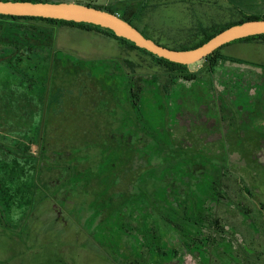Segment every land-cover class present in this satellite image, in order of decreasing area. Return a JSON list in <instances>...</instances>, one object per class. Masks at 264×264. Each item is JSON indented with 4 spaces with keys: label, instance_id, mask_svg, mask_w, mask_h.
I'll use <instances>...</instances> for the list:
<instances>
[{
    "label": "rangeland",
    "instance_id": "374dc122",
    "mask_svg": "<svg viewBox=\"0 0 264 264\" xmlns=\"http://www.w3.org/2000/svg\"><path fill=\"white\" fill-rule=\"evenodd\" d=\"M136 1L148 4L136 26L170 48L245 14L264 17V0H241L260 11L241 15L238 0ZM110 38L0 21V264H264V68L222 61L212 72L201 61L189 66L195 81L167 93L152 57ZM220 52L264 66V43ZM135 76L157 81L136 108ZM31 152L36 171L24 164ZM16 158L29 171V206L4 197L1 166ZM213 218L236 234V261L196 246Z\"/></svg>",
    "mask_w": 264,
    "mask_h": 264
},
{
    "label": "trees",
    "instance_id": "16d2710c",
    "mask_svg": "<svg viewBox=\"0 0 264 264\" xmlns=\"http://www.w3.org/2000/svg\"><path fill=\"white\" fill-rule=\"evenodd\" d=\"M2 1H8V0H2ZM12 1L50 2L46 0H12ZM133 1H128L126 3H117L118 6H115V7H112V6L103 7L102 10L111 12L116 15L117 13L122 14V16L124 17H121V15H118V16L121 17L123 20L127 21L132 26H134L136 29H138L146 38L152 39L156 43L164 47L170 48L156 41L152 37H149L148 35L145 34L144 30H140L136 26L137 24L135 21L140 20L144 15H146L148 11V4L147 2L139 3L138 1L136 2H133ZM87 6L94 7L92 5H87ZM94 8H97V7H94ZM261 19H264V17L245 14V15H242V17L238 21H233L225 25H216L215 27H212V28L203 29L202 30V33L204 36L203 39L194 45H190L189 47L184 46V47L170 48V49H173V50L195 49L201 46L202 44H204L205 42H207L208 40H210L211 38H213L215 35L219 34L220 32L224 31L225 29L233 25L241 24L246 21L261 20ZM0 21L13 22V23L38 22L40 24H46L52 29L54 36H55V30L63 26L70 27V28H76L80 30H86V31L95 30L100 33H103L108 37L119 40L125 43L126 45H128L129 47L152 57L157 62L158 66L162 67V69L166 73V76L168 77V80L164 85V87L167 88V90H165V92L167 93L170 91V88L172 87V85L174 84L176 80H184L188 82H193L197 78V73L191 71L189 66L174 64L166 60H163L157 56L150 54L149 52L143 49L137 48L130 41L117 37L111 31H108V30H105V29H102V28H99L93 25L75 23V22H67V21L55 20V19L13 17V16H4V15H0ZM53 40L55 41V39ZM235 42H255V43L263 44L264 35L248 37V38L241 39ZM220 49H218L216 52H214L212 55H210L208 58L204 60L205 65H207L209 70L212 72L215 71L216 67L219 66L222 61H229L232 63L246 64V65H251V66L258 67V68H264V66L252 64V63L240 60V59L226 57L221 54ZM129 66L130 68H135L133 71L136 72V66L134 64H129ZM132 80H133V88L130 87L129 89V101L136 108L139 106L142 95L144 94V87H145L146 82L151 81V83H153L154 85L156 84L157 81L155 79L145 80L142 77L135 76L133 77V79L131 77L129 78V83H131ZM255 94H257V91H255ZM25 157H23L25 160L24 164H29L30 168L32 169L34 168V170L36 171V155H34V153L31 152V153H26ZM20 165L21 164L18 162V158H16L15 161L11 164V167L8 164H3L1 166V168L3 167V170H5L6 175H7L5 178V183H3L4 186L1 184L2 187H4V190H3L4 197L8 196L10 200H14V201H11L13 202L11 204L12 207L13 206L17 207L19 205L29 206L33 204V202H31V200L29 199V196L33 195V187H29L27 184H25L26 179H28L29 171L26 168H22L19 170L18 168L20 167ZM35 171H33L34 174H35ZM220 187H221L220 182L216 180L213 186L216 192L215 197L217 199L221 197L222 199L226 200ZM236 207L238 208L237 212L244 215V217L247 219L248 222L251 221V223L249 224L253 225V223H255L254 222L255 220H253V217L250 215V212H249L250 210L248 208L239 207V206H236ZM210 211H211L210 214H213L212 210ZM200 222H202V220H200ZM175 226H178V225H175ZM201 226L204 228V231L201 232V234L194 233V236H195L194 240L196 242V246L203 245V249H206V250L213 248L217 252L222 251L223 256H224L223 259L229 258V259H232V261H236L237 257L240 258L237 254H236L237 256H235L234 251L236 250H234L233 248L234 244L238 242L237 240L238 238L236 234H234L233 232H228V230H224L225 226L220 218H213L211 220H206L205 224H201ZM254 227H257V226L254 225ZM240 244H238L240 247L244 245V244L242 245V243ZM225 248H227V250H225ZM133 264H140V263L138 261Z\"/></svg>",
    "mask_w": 264,
    "mask_h": 264
},
{
    "label": "water",
    "instance_id": "95a60500",
    "mask_svg": "<svg viewBox=\"0 0 264 264\" xmlns=\"http://www.w3.org/2000/svg\"><path fill=\"white\" fill-rule=\"evenodd\" d=\"M0 15L63 20L93 25L111 31L137 48L174 64L190 66L204 61L218 49L232 42L264 35V19L233 25L195 49L173 50L146 38L138 29L111 12L66 2L2 1Z\"/></svg>",
    "mask_w": 264,
    "mask_h": 264
},
{
    "label": "crops",
    "instance_id": "0c3cea01",
    "mask_svg": "<svg viewBox=\"0 0 264 264\" xmlns=\"http://www.w3.org/2000/svg\"><path fill=\"white\" fill-rule=\"evenodd\" d=\"M246 1H248V0H246ZM243 2H245V1H241V0H238V3H237V6H239V7H237L236 8V10H237V12L241 15V13H243V10H250V11H254V12H260V11H258L259 9H255V8H252V5H247L246 3L244 4V5H242V3ZM242 6H244V8L242 7ZM107 7V6H106ZM250 8V9H249ZM256 10V11H255ZM264 11V7H262V12ZM60 28H70V27H66V26H63V27H60ZM81 31H85V32H88V33H95V34H97V35H99V36H101L102 38H105V39H109V37L108 36H106L105 34H103V33H100V32H98V31H95V30H91V31H86V30H81ZM110 40H111V38H110ZM119 43V42H118ZM121 46H123V47H125L126 49H128V45H126L125 43H123V42H120L119 43Z\"/></svg>",
    "mask_w": 264,
    "mask_h": 264
}]
</instances>
